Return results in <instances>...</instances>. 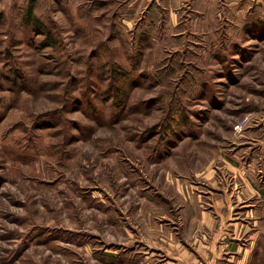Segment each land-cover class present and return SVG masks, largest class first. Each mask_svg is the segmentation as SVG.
<instances>
[{
  "label": "rangeland",
  "instance_id": "obj_1",
  "mask_svg": "<svg viewBox=\"0 0 264 264\" xmlns=\"http://www.w3.org/2000/svg\"><path fill=\"white\" fill-rule=\"evenodd\" d=\"M253 232L264 264V0H0V264H228Z\"/></svg>",
  "mask_w": 264,
  "mask_h": 264
},
{
  "label": "trees",
  "instance_id": "obj_2",
  "mask_svg": "<svg viewBox=\"0 0 264 264\" xmlns=\"http://www.w3.org/2000/svg\"><path fill=\"white\" fill-rule=\"evenodd\" d=\"M22 25L24 27H28L34 31L37 32H42L44 34H46V39L44 41H42V46L48 44V46H52L56 43V39L52 37L51 32L48 31V27L45 25L44 22H42L36 15V7L32 1V3L27 7V9L23 12L21 18H20ZM20 69H16L15 71H13L14 75H18L20 76L21 72L19 71ZM112 73H113V79L114 80H119L122 76L123 77H127L128 73L124 70L121 69V67L117 68H113L111 69ZM15 78V77H14ZM115 84V86H114ZM118 83H116L115 81L111 80V85H113L112 87L115 89V94L118 95L120 97V102L117 104L118 106H122L123 102L125 100V93L126 91L124 90V88H122L121 86L117 85ZM161 127L163 128V125H161ZM169 132H171V130L168 127L164 128L163 134L162 135H169ZM163 136L162 139H164Z\"/></svg>",
  "mask_w": 264,
  "mask_h": 264
},
{
  "label": "crops",
  "instance_id": "obj_3",
  "mask_svg": "<svg viewBox=\"0 0 264 264\" xmlns=\"http://www.w3.org/2000/svg\"><path fill=\"white\" fill-rule=\"evenodd\" d=\"M253 234H254V232H253ZM215 236H216V234H215ZM251 237H252V242H250L248 244V246H244V243H242V244H241V242L238 243V240H236V239H233L236 242V243H233L232 237H231V235H229V240L227 239L228 241L225 244V247L227 249L225 258H226V261L228 264H255V262H256L255 252H257L256 251V249H257L256 243L259 241V240H257L259 235L254 234ZM196 243H201V246L205 247V245L203 244V241L198 240ZM212 249H214V247L211 248V250ZM198 250H200V249L198 248ZM186 252H184V255H186V257L188 259H192L193 256L188 255L187 254L188 252L187 253ZM201 252H203V250ZM109 256H110V258H113L112 255H109ZM169 256L172 259L174 258L175 261L177 260L178 264H180V260L178 259L177 256L175 257L174 253H171ZM149 259L150 258L148 256L145 257L146 261ZM194 261H195V259H194ZM111 262H113V261H111ZM132 262H134L135 264L139 263L138 259H135V260L132 259ZM129 263H131V261H127V264H129ZM110 264H112V263H110Z\"/></svg>",
  "mask_w": 264,
  "mask_h": 264
}]
</instances>
